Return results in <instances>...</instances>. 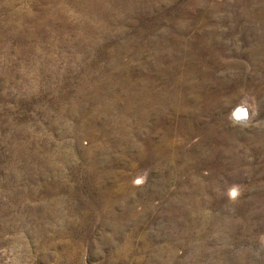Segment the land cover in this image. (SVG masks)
<instances>
[{
    "label": "rangeland",
    "instance_id": "rangeland-1",
    "mask_svg": "<svg viewBox=\"0 0 264 264\" xmlns=\"http://www.w3.org/2000/svg\"><path fill=\"white\" fill-rule=\"evenodd\" d=\"M0 264H264V0H0Z\"/></svg>",
    "mask_w": 264,
    "mask_h": 264
},
{
    "label": "bare ground",
    "instance_id": "bare-ground-1",
    "mask_svg": "<svg viewBox=\"0 0 264 264\" xmlns=\"http://www.w3.org/2000/svg\"><path fill=\"white\" fill-rule=\"evenodd\" d=\"M143 91V90H142ZM197 99L191 100L189 99L187 96L186 97H182L181 101H183V108H182V112L184 116H188V118L190 119V123L191 125L187 126V128L189 127V132L187 133V137L190 138L193 134H197L199 131L198 130V124L200 122V118H198V116L196 115V108L191 109L190 105L191 104H195ZM176 105V104H175ZM245 105V104H244ZM177 109V108H176ZM179 109V108H178ZM249 111V110H248ZM247 111H245L244 107H240L238 108L237 112H236V117L239 121H245L246 116H247ZM150 116V115H148ZM173 118V116L169 113L167 116H162V119L164 121H166L169 118ZM249 117V116H248ZM147 118L148 117H143V118H139L140 121H138V123H140V126H144L146 127L147 124ZM155 118V117H154ZM196 118V119H195ZM242 124V123H241ZM200 133V132H199ZM203 134V132H201ZM153 139V138H152ZM166 139V138H165ZM235 194V193H234Z\"/></svg>",
    "mask_w": 264,
    "mask_h": 264
},
{
    "label": "snow or ice",
    "instance_id": "snow-or-ice-1",
    "mask_svg": "<svg viewBox=\"0 0 264 264\" xmlns=\"http://www.w3.org/2000/svg\"><path fill=\"white\" fill-rule=\"evenodd\" d=\"M139 182V181H138Z\"/></svg>",
    "mask_w": 264,
    "mask_h": 264
}]
</instances>
